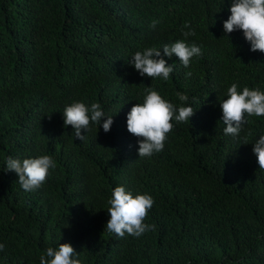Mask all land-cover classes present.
Returning <instances> with one entry per match:
<instances>
[{"label":"trees","instance_id":"1","mask_svg":"<svg viewBox=\"0 0 264 264\" xmlns=\"http://www.w3.org/2000/svg\"><path fill=\"white\" fill-rule=\"evenodd\" d=\"M231 0H0V264H40L48 247L70 243L81 264H264V170L253 144L264 117L224 134L220 102L237 83L264 91V53L223 21ZM160 23L153 29L152 20ZM188 22L195 36L185 38ZM195 43L202 56L169 79L140 76L128 61L146 47ZM162 51V49H161ZM191 72V76L186 73ZM146 87L195 115L174 123L164 149L139 158L127 113ZM100 103L111 130L75 138L63 111ZM251 133V135H249ZM142 139V138H141ZM50 155L46 182L25 191L12 158ZM150 194L155 229L123 238L106 229L115 187Z\"/></svg>","mask_w":264,"mask_h":264},{"label":"clouds","instance_id":"2","mask_svg":"<svg viewBox=\"0 0 264 264\" xmlns=\"http://www.w3.org/2000/svg\"><path fill=\"white\" fill-rule=\"evenodd\" d=\"M230 15L223 21V31L228 34L242 31L245 40L250 44L252 52L264 53V0H231ZM159 20H152L151 28H155ZM188 31L183 32L185 38L195 36V30L186 22L183 26ZM162 49V51H161ZM173 55L179 58L181 64L187 68L193 57L202 56L201 47L195 43L188 44L186 40H176L171 44H164L162 48L146 47L137 51L128 61L140 76L160 78L167 81L174 71V64H168L165 57ZM192 73H186L191 76ZM146 95L143 103H136L127 113V130L138 138V156L147 158L161 152L168 139V133L174 128V123H188L195 111L184 102L189 97L184 93L176 95L181 102L177 107L174 103L164 99L152 87L145 88ZM222 121L225 125V135L238 137L244 126L250 121L246 117H264V91L258 88L243 87L239 90L237 83H232L227 89V99L220 102ZM64 126H72L75 138L81 141L86 139L82 130L88 132L93 125L101 126L105 133L111 130L114 123L113 116L107 115L100 103L90 105L75 101L66 106L63 111ZM251 135V133H249ZM142 138V139H141ZM257 157L259 168L264 170V135L255 141L252 148ZM7 171L15 172L18 182L25 191L39 189L54 170L56 162L50 155H41L37 158H12L6 161ZM155 201L150 194H136L135 196L124 186H117L108 200L107 209L110 219L106 229L123 238L125 233L139 237L146 231L154 230L155 224H146L144 221ZM5 248L0 244V251ZM79 254L70 243L59 244L57 248L48 247L46 255L40 256V264H81Z\"/></svg>","mask_w":264,"mask_h":264}]
</instances>
